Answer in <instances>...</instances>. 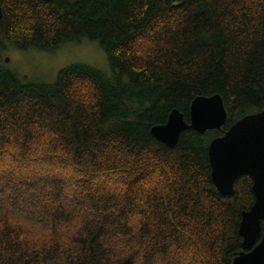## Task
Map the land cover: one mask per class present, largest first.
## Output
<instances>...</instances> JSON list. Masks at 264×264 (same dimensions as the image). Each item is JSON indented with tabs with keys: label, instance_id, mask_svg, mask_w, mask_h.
I'll return each instance as SVG.
<instances>
[{
	"label": "trees",
	"instance_id": "1",
	"mask_svg": "<svg viewBox=\"0 0 264 264\" xmlns=\"http://www.w3.org/2000/svg\"><path fill=\"white\" fill-rule=\"evenodd\" d=\"M0 264H234L253 181L219 195L209 145L264 111V0H2ZM98 41L111 72L53 85L7 69L8 47ZM223 98L221 131L151 130L198 97Z\"/></svg>",
	"mask_w": 264,
	"mask_h": 264
},
{
	"label": "water",
	"instance_id": "2",
	"mask_svg": "<svg viewBox=\"0 0 264 264\" xmlns=\"http://www.w3.org/2000/svg\"><path fill=\"white\" fill-rule=\"evenodd\" d=\"M1 2L0 22L4 17ZM227 121L228 112L220 95L198 97L192 103L189 122L176 109L165 125L153 127L151 133L159 142L175 149L184 132L193 130L205 135L221 131ZM209 159L211 179L220 196L235 195L236 183L242 177L253 181L255 203L242 214L239 233L244 251L234 264H264V111L241 119L222 137L214 139L209 145Z\"/></svg>",
	"mask_w": 264,
	"mask_h": 264
},
{
	"label": "rangeland",
	"instance_id": "3",
	"mask_svg": "<svg viewBox=\"0 0 264 264\" xmlns=\"http://www.w3.org/2000/svg\"><path fill=\"white\" fill-rule=\"evenodd\" d=\"M7 69L29 83L53 85L60 73L76 65H88L106 74L111 72L108 54L98 41L85 39L69 43L53 52L8 47L4 55Z\"/></svg>",
	"mask_w": 264,
	"mask_h": 264
}]
</instances>
